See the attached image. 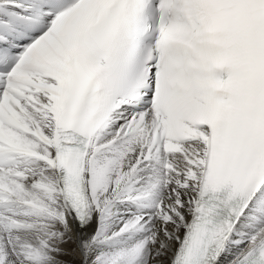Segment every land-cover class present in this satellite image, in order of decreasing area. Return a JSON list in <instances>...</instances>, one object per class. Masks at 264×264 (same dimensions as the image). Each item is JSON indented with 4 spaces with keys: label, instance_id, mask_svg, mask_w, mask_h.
Instances as JSON below:
<instances>
[{
    "label": "bare ground",
    "instance_id": "1",
    "mask_svg": "<svg viewBox=\"0 0 264 264\" xmlns=\"http://www.w3.org/2000/svg\"><path fill=\"white\" fill-rule=\"evenodd\" d=\"M134 159L135 152L123 148L94 157L89 215L81 225L61 198L50 161H29V177L17 190L27 205L18 207L10 233L0 227V264H171L191 219L194 166L181 165L163 189L161 205L141 220L131 201L146 180L138 172L129 176ZM253 240L235 232L215 264H230Z\"/></svg>",
    "mask_w": 264,
    "mask_h": 264
},
{
    "label": "rangeland",
    "instance_id": "2",
    "mask_svg": "<svg viewBox=\"0 0 264 264\" xmlns=\"http://www.w3.org/2000/svg\"><path fill=\"white\" fill-rule=\"evenodd\" d=\"M39 264V263H38Z\"/></svg>",
    "mask_w": 264,
    "mask_h": 264
}]
</instances>
